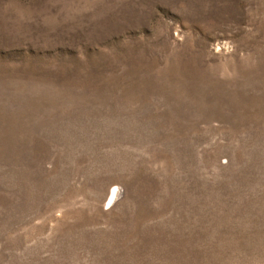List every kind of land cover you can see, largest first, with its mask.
I'll return each mask as SVG.
<instances>
[{
	"label": "rangeland",
	"instance_id": "obj_1",
	"mask_svg": "<svg viewBox=\"0 0 264 264\" xmlns=\"http://www.w3.org/2000/svg\"><path fill=\"white\" fill-rule=\"evenodd\" d=\"M0 264H264V0H0Z\"/></svg>",
	"mask_w": 264,
	"mask_h": 264
},
{
	"label": "bare ground",
	"instance_id": "obj_2",
	"mask_svg": "<svg viewBox=\"0 0 264 264\" xmlns=\"http://www.w3.org/2000/svg\"><path fill=\"white\" fill-rule=\"evenodd\" d=\"M121 192V189L118 187V186H115L111 193H110V197H109V204H112L116 199L117 197L119 196Z\"/></svg>",
	"mask_w": 264,
	"mask_h": 264
}]
</instances>
